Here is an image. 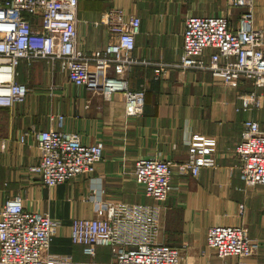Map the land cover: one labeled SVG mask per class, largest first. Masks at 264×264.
I'll return each instance as SVG.
<instances>
[{
	"label": "crops",
	"instance_id": "0c3cea01",
	"mask_svg": "<svg viewBox=\"0 0 264 264\" xmlns=\"http://www.w3.org/2000/svg\"><path fill=\"white\" fill-rule=\"evenodd\" d=\"M113 8L141 18L133 52L138 63L127 77L131 89H146L144 113L128 117L121 94L111 100L93 98L69 81L59 63H22L17 81L29 88L27 99L13 108L0 107V214L5 201L17 195L26 209L48 214L58 223V232L46 254L70 257L72 264L113 263L111 246L97 245L91 256L70 237L73 219L105 218L102 207L110 202L141 205L156 215L150 235L133 218L122 225L127 248L147 239L180 249L182 264H235L239 258L217 256L207 234L214 225H238L260 244L257 254L243 262L264 264V191L244 184L235 153L247 119L264 129V102L244 111L239 109L240 96L263 89L245 79L230 87L199 69L168 68L159 76L155 72L158 64L179 61L188 17L226 16L237 26L247 8L230 7L228 0H79L77 42L82 50H102L113 38L106 23ZM254 11L255 28L264 30V0H255ZM212 52L206 50V59ZM59 115L64 116L62 127ZM50 128L78 133L85 144H102L97 170L53 187L30 173L41 157L33 131ZM192 144L211 150L197 177L178 166L188 159ZM141 157L176 164L166 201L147 196L136 182L135 162Z\"/></svg>",
	"mask_w": 264,
	"mask_h": 264
},
{
	"label": "built area",
	"instance_id": "2783aa9c",
	"mask_svg": "<svg viewBox=\"0 0 264 264\" xmlns=\"http://www.w3.org/2000/svg\"><path fill=\"white\" fill-rule=\"evenodd\" d=\"M228 3L247 8L237 26L226 16L188 17L179 61L158 64L155 72L159 76L168 68L210 71L230 87H238L244 79L251 81L263 89L240 96L239 109L251 111L264 102V30L255 28V0ZM78 7L79 0H0V107L13 108L27 99L29 88L17 81L19 66L45 61L52 66L59 63L69 81L87 89L93 98L111 100L121 94L128 117L144 113L146 89H131L127 77L130 67L138 63L133 52L141 18L113 8L106 19L113 38L102 50L88 53L77 42ZM210 48L215 52L208 60L206 50ZM58 121L62 127L64 116L59 115ZM33 136L41 157L29 172L49 187L94 173L103 160L102 144H85L78 133L50 128L34 130ZM235 153L244 184L259 185L264 191V129L257 120L244 122ZM210 155L206 145L192 144L179 169L197 177ZM175 165L170 159L141 157L135 162L136 182L147 196L164 202L172 189ZM102 208L105 218L73 219L71 223V240L82 245L86 254L94 256L97 245H108L114 253L112 264H182L180 249L169 244L146 239L134 248L126 247L121 227L131 218L146 234H152L156 215L148 207L110 202ZM57 232L58 223L48 214L26 209L20 195L7 199L0 214V264H72L70 257L46 254ZM207 244L221 259L239 258L235 264H245L242 259L255 256L260 249L246 228L238 225L212 226Z\"/></svg>",
	"mask_w": 264,
	"mask_h": 264
},
{
	"label": "rangeland",
	"instance_id": "374dc122",
	"mask_svg": "<svg viewBox=\"0 0 264 264\" xmlns=\"http://www.w3.org/2000/svg\"><path fill=\"white\" fill-rule=\"evenodd\" d=\"M31 19L33 18V17H30Z\"/></svg>",
	"mask_w": 264,
	"mask_h": 264
}]
</instances>
